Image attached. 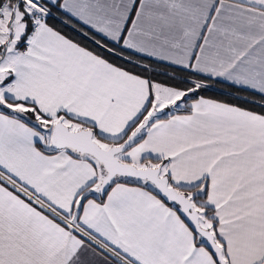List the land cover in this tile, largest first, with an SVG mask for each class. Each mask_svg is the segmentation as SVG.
<instances>
[{"label": "snow or ice", "instance_id": "6c2138e0", "mask_svg": "<svg viewBox=\"0 0 264 264\" xmlns=\"http://www.w3.org/2000/svg\"><path fill=\"white\" fill-rule=\"evenodd\" d=\"M0 264H264V0H0Z\"/></svg>", "mask_w": 264, "mask_h": 264}, {"label": "trees", "instance_id": "16d2710c", "mask_svg": "<svg viewBox=\"0 0 264 264\" xmlns=\"http://www.w3.org/2000/svg\"><path fill=\"white\" fill-rule=\"evenodd\" d=\"M170 71V69H169ZM160 79H163V77H158ZM227 89L221 88L219 86H214V90L213 91H209V92H205L203 93L206 96H211L217 99H225L226 97H223L222 95H220V93L226 91Z\"/></svg>", "mask_w": 264, "mask_h": 264}]
</instances>
